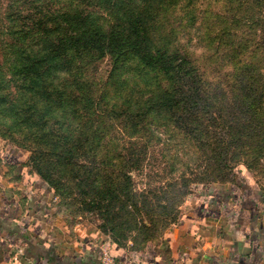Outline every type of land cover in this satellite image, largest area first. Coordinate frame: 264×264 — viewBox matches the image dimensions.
<instances>
[{
  "label": "rangeland",
  "instance_id": "374dc122",
  "mask_svg": "<svg viewBox=\"0 0 264 264\" xmlns=\"http://www.w3.org/2000/svg\"><path fill=\"white\" fill-rule=\"evenodd\" d=\"M0 1L9 15L10 1ZM84 2L103 27L118 26V11L142 13L154 46L185 59L184 71L192 81L181 84L172 71L146 68L135 54L117 59L89 53L71 54L63 62L75 70L74 77L62 66H50L46 76L30 73L26 82L8 54L12 41L5 45L0 38L1 148L16 151L20 164L35 175L50 166L51 134L80 139V133L83 141L93 135L106 142L91 150L95 160L87 168L101 185L113 187L112 198L99 204L102 211H87L77 195L85 190L70 183L68 175L58 195L49 188L43 193L54 222L99 232L98 244L108 237L112 246L124 250L161 243L164 233L190 211L202 187L235 182L230 166L236 150L220 155L228 144L226 139L220 145V140L233 122L248 121L261 137L262 151L249 161L252 183L264 195V0H82L86 8ZM182 85L186 96L202 88L200 95L192 92L187 104L196 103L192 115L160 106L164 91ZM210 136L219 140L213 148L206 144ZM78 175L82 179L83 170ZM129 177L138 192L137 207L126 200Z\"/></svg>",
  "mask_w": 264,
  "mask_h": 264
},
{
  "label": "crops",
  "instance_id": "0c3cea01",
  "mask_svg": "<svg viewBox=\"0 0 264 264\" xmlns=\"http://www.w3.org/2000/svg\"><path fill=\"white\" fill-rule=\"evenodd\" d=\"M45 188L0 146V264H101L104 247L120 264H264V195L247 172L236 185L202 187L161 243L140 251L55 223Z\"/></svg>",
  "mask_w": 264,
  "mask_h": 264
},
{
  "label": "trees",
  "instance_id": "16d2710c",
  "mask_svg": "<svg viewBox=\"0 0 264 264\" xmlns=\"http://www.w3.org/2000/svg\"><path fill=\"white\" fill-rule=\"evenodd\" d=\"M9 1V15H6V9L3 8L4 5L0 1V38L5 45L8 44L9 40L12 41L9 45L12 53L9 49L8 54H12L13 59H16V68L25 76L26 82L30 80V73L39 75L43 71V75H45L46 69L50 66H62L71 54L89 53L100 56L110 55L117 59L127 58L130 54H135L146 68H161L166 74L172 71L174 80L181 82V84H189L188 81H192V77L184 71L183 66L187 63L185 59H181L177 55H170L167 51L164 52L154 46L143 14L136 9L118 11V19L120 20L118 26L103 27L94 21L92 13L87 11L88 7L85 2L87 9L83 7L82 0H77L79 2L77 4L75 3L76 0ZM64 2V5L67 4L65 7L62 5ZM100 3L99 1L98 4ZM62 68V72L74 77V69L64 66ZM165 76L167 77V75ZM32 82L34 81L32 80ZM186 89L182 85L172 89V91H164L165 93L160 98L162 109L171 108L177 114L184 112L192 115L196 103L193 107L187 106V104L193 99L192 92L194 95H200L202 88L191 89L189 96L185 95ZM63 100L66 106V99ZM86 122L87 124L90 123V121ZM95 122L96 119H94ZM227 127L229 133L225 132L224 139L220 140V145L224 144L226 139L228 144L223 145L225 154L220 153V155L229 156V152L236 150L237 153L233 156L234 163L230 166V172L236 176L233 185H236L241 171L247 172L252 177L249 160L254 152L262 151V148L258 149L261 137L253 132V126L248 121L233 122ZM237 127L240 131L235 134L233 131ZM88 136L83 141L85 136L80 133V139L70 134L56 136L55 139L51 134L49 136V148L52 150L49 151L48 156L50 166L41 167L39 173L35 175L45 184V191L49 188V191L55 195H58L64 180L71 177L70 183L76 181L78 182L76 184L85 190L83 193L80 190L77 195L80 197V202L83 205L86 203L88 206H86L87 211H102L99 204H103L112 198L113 187L105 182L101 185L97 175H91L92 171L88 170L87 167L94 164L95 160V156L91 155V150L98 148L101 143L106 146V142L105 139L93 135ZM210 137L206 144L213 148L219 144V140L215 136ZM94 142L96 145H93ZM89 156H91L90 160L88 159ZM89 169L91 168L89 167ZM82 170L83 177L80 179L78 174ZM127 179L129 185L127 186L126 200L128 204L135 201L137 207L138 192L131 186L133 180L130 177ZM110 207L107 215L112 210ZM126 211L131 217L133 216L129 205H127Z\"/></svg>",
  "mask_w": 264,
  "mask_h": 264
},
{
  "label": "built area",
  "instance_id": "2783aa9c",
  "mask_svg": "<svg viewBox=\"0 0 264 264\" xmlns=\"http://www.w3.org/2000/svg\"><path fill=\"white\" fill-rule=\"evenodd\" d=\"M101 264H120L111 254L110 249L102 250Z\"/></svg>",
  "mask_w": 264,
  "mask_h": 264
}]
</instances>
